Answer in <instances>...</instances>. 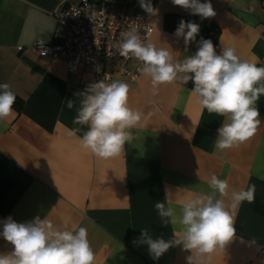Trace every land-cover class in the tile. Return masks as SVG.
<instances>
[{"label": "crops", "instance_id": "0c3cea01", "mask_svg": "<svg viewBox=\"0 0 264 264\" xmlns=\"http://www.w3.org/2000/svg\"><path fill=\"white\" fill-rule=\"evenodd\" d=\"M102 1L143 14L153 27L147 42L169 50L175 61L194 55L203 38L212 40L218 53L231 46L241 60L264 66V0H210L216 15L208 19L171 0H151L158 10L154 16L139 0ZM61 6L62 0H0V84L8 83L16 95L14 115L0 123V232L9 216L18 223L47 217L57 228L65 222L69 230L85 227L94 264H187L192 253L182 245L153 259L142 231L147 228L154 239L175 238L155 203L165 202L167 190L179 211L184 200L210 191L215 174L228 181L229 194L255 185V199L235 209L234 238L210 260H200L264 264V95L257 102L262 123L256 134L238 148L219 151L214 144L226 118L197 103L191 81L160 85L153 94L150 78L114 72L106 83H127L130 107L152 115L131 129L134 139L125 142L119 157L98 158L80 146L88 126L73 123L82 99L77 94L86 90L83 82L93 80V69L81 64L68 72L63 58L30 49L34 41L51 40L53 14ZM181 20L200 25L197 42L187 48L174 35ZM73 128L80 132L70 137ZM230 203L225 198L226 206ZM12 249L0 236V254Z\"/></svg>", "mask_w": 264, "mask_h": 264}, {"label": "clouds", "instance_id": "9594fccd", "mask_svg": "<svg viewBox=\"0 0 264 264\" xmlns=\"http://www.w3.org/2000/svg\"><path fill=\"white\" fill-rule=\"evenodd\" d=\"M171 2L202 19L216 15L210 0L204 3L200 0ZM139 5L150 16L158 13L151 0H139ZM199 32V24L181 20L174 35L182 37L187 48L190 43L197 42ZM121 35L119 55L141 62L139 71L150 78L153 94L160 85L177 81L187 85L191 81V92L197 97V103L209 113L226 118L218 129L216 150L238 148L256 134L262 123L257 102L264 95V66L241 60L231 46L223 47L218 53L210 39L202 38L195 54L179 62L169 50L158 48L150 41L142 42L134 28ZM128 94L127 83H106L104 79L77 94L82 99L73 123L88 126L79 141L82 148L101 159L116 158L124 153L125 142L134 139L131 129L152 115L133 110ZM15 101L16 95L10 85L0 84V123L14 115ZM67 107L73 108L72 100H68ZM78 132L80 128H73L67 135L76 136ZM208 187V193H198L184 200L179 211L172 206L170 191L165 192L167 206L165 202L155 203L163 223L173 226L175 238L154 239L144 228L141 240L147 244L153 259H159L173 246L182 245L184 250L192 253L186 258L187 264H203L201 257L207 256L210 260L218 248H224L234 238L235 209L244 201L254 202L255 185L229 194L228 181L213 174ZM225 198H230V206H226ZM0 236L13 246L11 252L0 254V264H94L95 255L85 227L69 230L65 222L61 229L47 217L41 219L39 216L30 222L18 223L9 216L3 221Z\"/></svg>", "mask_w": 264, "mask_h": 264}, {"label": "built area", "instance_id": "2783aa9c", "mask_svg": "<svg viewBox=\"0 0 264 264\" xmlns=\"http://www.w3.org/2000/svg\"><path fill=\"white\" fill-rule=\"evenodd\" d=\"M53 16L51 40L34 41L30 49L51 59L63 58L68 72H76L81 64L90 66L94 78L82 83L85 89L101 79L109 81L114 72L130 79L141 74V62L120 56L118 43L121 34L133 28L142 42L148 41L153 27L143 14L127 13L102 0H62Z\"/></svg>", "mask_w": 264, "mask_h": 264}]
</instances>
